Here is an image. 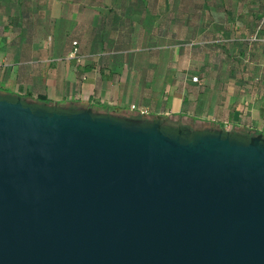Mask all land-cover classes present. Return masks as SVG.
Returning a JSON list of instances; mask_svg holds the SVG:
<instances>
[{
    "label": "water",
    "instance_id": "water-1",
    "mask_svg": "<svg viewBox=\"0 0 264 264\" xmlns=\"http://www.w3.org/2000/svg\"><path fill=\"white\" fill-rule=\"evenodd\" d=\"M0 264H264V136L0 96Z\"/></svg>",
    "mask_w": 264,
    "mask_h": 264
},
{
    "label": "crops",
    "instance_id": "crops-1",
    "mask_svg": "<svg viewBox=\"0 0 264 264\" xmlns=\"http://www.w3.org/2000/svg\"><path fill=\"white\" fill-rule=\"evenodd\" d=\"M255 2L0 0V96L264 136V84H243L234 65L255 20L207 13ZM259 57L247 81L264 68Z\"/></svg>",
    "mask_w": 264,
    "mask_h": 264
},
{
    "label": "trees",
    "instance_id": "trees-1",
    "mask_svg": "<svg viewBox=\"0 0 264 264\" xmlns=\"http://www.w3.org/2000/svg\"><path fill=\"white\" fill-rule=\"evenodd\" d=\"M195 3L205 4L213 3V0H192ZM206 7V6H205ZM207 13L213 17H217V14L221 15L222 20L234 19V18H252L255 20V26L252 30V36L249 38V41H242L238 43L236 59H234V65L238 68L236 71L242 78V83L247 84L252 83L253 86L260 87L259 84H264V68L258 74H252V81H247L246 76L248 75L249 64L253 62L256 64L259 62V54H264V42H259V39L264 40V0H258V2L253 3L252 5L247 6L246 10H243L241 13L235 12L231 6H223L221 11H217V8L214 10H207ZM216 13V15L214 14ZM248 69V70H247ZM258 85V86H257ZM168 128V129H167ZM169 131H174L172 127H166Z\"/></svg>",
    "mask_w": 264,
    "mask_h": 264
},
{
    "label": "rangeland",
    "instance_id": "rangeland-1",
    "mask_svg": "<svg viewBox=\"0 0 264 264\" xmlns=\"http://www.w3.org/2000/svg\"><path fill=\"white\" fill-rule=\"evenodd\" d=\"M116 117H117V116H116ZM121 119L135 120V121H141V122H147V120H146V119H143V118H130V119H128V118H121ZM161 123H162V125H163L164 127L169 126V127L174 128V129L179 128V126H181V125H179V124L164 123V122H162V121H161ZM190 130L193 131V129H190ZM215 130H222L223 132H227L226 130L219 129V128H218V129L204 128V129H201V130H199V131H215ZM227 133H230V134L233 135V136H239V137H243V138L254 137V136L258 135V134H261V133L257 132V130H251V131H249V132H238V131H234V130H233V131H229V132H227Z\"/></svg>",
    "mask_w": 264,
    "mask_h": 264
},
{
    "label": "built area",
    "instance_id": "built-area-1",
    "mask_svg": "<svg viewBox=\"0 0 264 264\" xmlns=\"http://www.w3.org/2000/svg\"><path fill=\"white\" fill-rule=\"evenodd\" d=\"M74 45H75V43H74ZM75 52H76V49L73 50V53H74V54H75Z\"/></svg>",
    "mask_w": 264,
    "mask_h": 264
},
{
    "label": "flooded vegetation",
    "instance_id": "flooded-vegetation-1",
    "mask_svg": "<svg viewBox=\"0 0 264 264\" xmlns=\"http://www.w3.org/2000/svg\"><path fill=\"white\" fill-rule=\"evenodd\" d=\"M164 127V126H163ZM166 127H168V126H166ZM166 127H164L165 129H166ZM168 129V128H167Z\"/></svg>",
    "mask_w": 264,
    "mask_h": 264
}]
</instances>
